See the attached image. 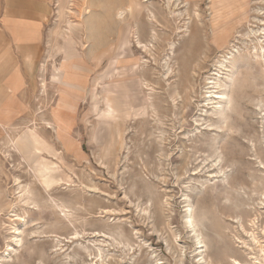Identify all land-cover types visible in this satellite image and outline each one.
<instances>
[{
	"label": "rangeland",
	"instance_id": "obj_1",
	"mask_svg": "<svg viewBox=\"0 0 264 264\" xmlns=\"http://www.w3.org/2000/svg\"><path fill=\"white\" fill-rule=\"evenodd\" d=\"M43 23L0 107V264H264V0H49Z\"/></svg>",
	"mask_w": 264,
	"mask_h": 264
},
{
	"label": "crops",
	"instance_id": "obj_2",
	"mask_svg": "<svg viewBox=\"0 0 264 264\" xmlns=\"http://www.w3.org/2000/svg\"><path fill=\"white\" fill-rule=\"evenodd\" d=\"M48 2L0 0V107L1 102L11 101L12 94L24 84L23 63L41 45L43 15L46 24ZM3 86L11 93L6 100L3 99Z\"/></svg>",
	"mask_w": 264,
	"mask_h": 264
},
{
	"label": "bare ground",
	"instance_id": "obj_3",
	"mask_svg": "<svg viewBox=\"0 0 264 264\" xmlns=\"http://www.w3.org/2000/svg\"><path fill=\"white\" fill-rule=\"evenodd\" d=\"M170 1H176V0H170ZM179 4V2L177 3H175V5H178ZM176 15V14H175ZM154 16V15H153ZM166 18V17H165ZM139 31V30H138ZM157 36V35H156ZM138 42V44L140 43V41H137ZM214 97V96H213ZM66 114H65V112H58L56 115H55V121H56V124H57V127L59 128V129H61L62 130V124H64L65 123V119H66ZM60 130V131H61ZM60 131L59 130H56V133H57V136H58V138H61L62 137V135H61V133H60ZM20 132V131H19ZM23 139V137H20L18 140H17V142H20V140H22ZM31 139V138H30ZM24 140V139H23ZM13 141V140H12ZM14 142V141H13ZM12 142V143H13ZM17 142H15L14 143V149L17 151V153L18 154H20L21 155V151H20V148L18 147V145H19V143H17ZM11 143V144H12ZM24 143H26V142H24ZM24 145V144H23ZM27 145V144H26ZM13 146V145H12ZM21 147V146H20ZM24 147H25V145H24ZM27 147V146H26ZM28 148V147H27ZM38 149V148H37ZM23 150V149H22ZM24 153H25V155H26V153L28 154V151L27 150H24L23 151ZM37 154V153H36ZM21 158L22 159H26L24 156H22L21 155ZM29 158V157H28ZM40 183H41V185L44 187V189H45V186L43 185V183L41 182V180H40ZM26 191V193H28V190H25ZM49 196V195H48ZM51 197V196H50ZM49 197V198H50ZM50 200H51V202L54 204V206L55 207H57V208H59V210L61 211V212H63L64 213V209L57 203V202H55L54 200H53V198L51 199L50 198ZM190 216V215H189ZM189 219V218H188ZM190 223V222H189ZM187 224V223H186ZM75 235V234H74ZM199 239H197V241H198ZM198 242H200V241H198ZM262 249V248H261ZM101 250L102 249H99L98 248V254L102 257V252H101ZM89 256H91V253L89 252ZM201 259V258H200ZM158 264V263H157ZM160 264V263H159Z\"/></svg>",
	"mask_w": 264,
	"mask_h": 264
}]
</instances>
